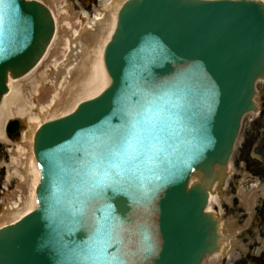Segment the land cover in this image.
Wrapping results in <instances>:
<instances>
[{"label":"water","instance_id":"95a60500","mask_svg":"<svg viewBox=\"0 0 264 264\" xmlns=\"http://www.w3.org/2000/svg\"><path fill=\"white\" fill-rule=\"evenodd\" d=\"M258 0H127L103 51L108 86L34 134L36 208L0 229V264H93L90 217L114 218L100 264H202L221 244L206 213L209 191L233 153L241 122L256 111L264 79V3ZM54 18L43 5L5 0L0 11V104L7 79L26 75L47 50ZM163 86L173 106L138 169L101 189L85 178L88 155L128 112ZM154 119H159L153 116ZM19 131L6 124L5 134ZM195 178V182L191 180ZM134 185L129 189L127 183ZM110 206V207H109ZM115 258V259H113Z\"/></svg>","mask_w":264,"mask_h":264},{"label":"bare ground","instance_id":"6f19581e","mask_svg":"<svg viewBox=\"0 0 264 264\" xmlns=\"http://www.w3.org/2000/svg\"><path fill=\"white\" fill-rule=\"evenodd\" d=\"M26 1L38 2L48 9L54 18V35L46 52L26 75L17 79L11 77L7 79L8 92L3 96L0 105V117L2 115L6 120L13 118V120L19 121L29 116L31 114V106L29 107L31 100L37 104H46L45 110H57L63 106L70 109L75 108L78 102L94 98L105 89L109 84V78L103 66V50L115 28L117 12L126 0H113L106 10L96 12V25L91 29L74 23L73 12L68 8L69 13H63L60 9L61 2L59 0ZM71 30H75L73 35H69ZM70 113H65L60 117ZM19 123L21 125L20 121ZM4 126L5 122H2L0 124V142L9 144L4 134ZM22 140H28L27 133L22 134ZM34 162L33 156L32 158L30 156L28 172L33 183V191L28 203L30 210L23 212L20 216L18 214L13 215L14 212L7 214L8 220L0 225V228L17 221L35 209L34 190L38 183L39 174ZM195 180L193 178L191 182H195ZM20 184V189H22L26 184L25 180L20 181ZM212 190L214 193L210 191L207 213H210L211 204L216 202L215 192L219 190L218 185H214ZM257 191L263 195L264 185L259 186L258 183H255L250 192L241 188L238 191L240 205L247 211L249 217L252 216V210L256 204ZM219 230L221 247L215 254L207 256L204 262L218 263L224 258L228 259L233 252V247L239 245L233 239L243 229L233 233L235 230L233 221L220 223ZM225 232H227V236L224 235Z\"/></svg>","mask_w":264,"mask_h":264},{"label":"rangeland","instance_id":"374dc122","mask_svg":"<svg viewBox=\"0 0 264 264\" xmlns=\"http://www.w3.org/2000/svg\"><path fill=\"white\" fill-rule=\"evenodd\" d=\"M59 1L63 13H69V9L73 12L74 23L91 29L96 25L95 13L106 10L113 0ZM74 33L75 30H71L69 35ZM30 103L31 114L19 120L20 132L13 137L6 136L9 144L0 142V225L7 222V214L14 212L13 215L20 216L30 210L28 203L33 191V183L28 170L30 156L31 158L33 156V133L39 125L70 113L74 108L68 109L63 106L50 111L45 110L46 104H37L33 100ZM255 103L260 108V113L258 116L249 114L244 117L230 160L229 172H222L228 177L227 181L223 179L219 182V190L215 192L216 202L210 207L221 223L233 221L235 228L233 233L243 229L233 239L239 245L233 247L228 259L224 258L218 263L203 262V264H264V195L256 192V204L251 217L240 205L238 197L240 188L249 192L252 191L255 183L259 186L264 185V83H258L256 86ZM11 120L13 118L6 120L1 115L0 124L2 122L6 124ZM23 133L28 134V140H22ZM24 180L26 184L20 189V181ZM226 233L224 235L227 236Z\"/></svg>","mask_w":264,"mask_h":264},{"label":"snow or ice","instance_id":"6c2138e0","mask_svg":"<svg viewBox=\"0 0 264 264\" xmlns=\"http://www.w3.org/2000/svg\"><path fill=\"white\" fill-rule=\"evenodd\" d=\"M4 4L5 0H0V11ZM152 96L157 103L154 104L153 99L149 97H145L144 102L138 101L128 112V123L107 133L106 138L89 152L88 170L84 172V176L92 182L93 189H101L92 197L93 200L102 194L104 182L109 177L115 178L112 187L117 189L121 187L122 173L138 169L139 164L148 156L157 129L162 130L170 120L165 114L172 112L173 106L158 103L164 98L163 86L155 88ZM153 116L159 119H154ZM127 186L129 189L134 187L131 181ZM85 218L89 220L93 232V243L75 250V254L81 259L92 261L93 264H100L110 238L116 234L114 218L107 211L100 221L82 215V222Z\"/></svg>","mask_w":264,"mask_h":264}]
</instances>
